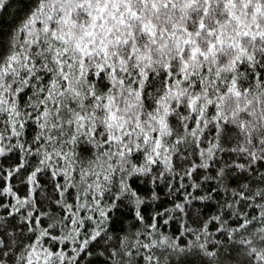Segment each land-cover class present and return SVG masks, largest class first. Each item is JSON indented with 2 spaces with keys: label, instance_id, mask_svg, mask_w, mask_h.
Wrapping results in <instances>:
<instances>
[{
  "label": "snow or ice",
  "instance_id": "obj_1",
  "mask_svg": "<svg viewBox=\"0 0 264 264\" xmlns=\"http://www.w3.org/2000/svg\"><path fill=\"white\" fill-rule=\"evenodd\" d=\"M0 264H264V0H0Z\"/></svg>",
  "mask_w": 264,
  "mask_h": 264
}]
</instances>
